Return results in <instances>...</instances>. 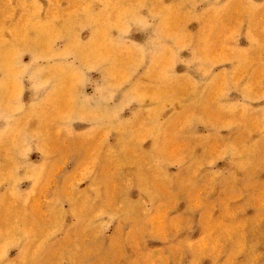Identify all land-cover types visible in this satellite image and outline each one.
<instances>
[{
    "label": "rangeland",
    "instance_id": "374dc122",
    "mask_svg": "<svg viewBox=\"0 0 264 264\" xmlns=\"http://www.w3.org/2000/svg\"><path fill=\"white\" fill-rule=\"evenodd\" d=\"M0 264H264V0H0Z\"/></svg>",
    "mask_w": 264,
    "mask_h": 264
}]
</instances>
